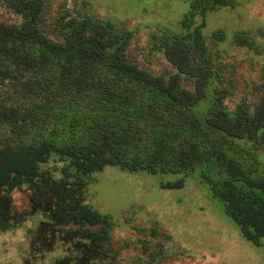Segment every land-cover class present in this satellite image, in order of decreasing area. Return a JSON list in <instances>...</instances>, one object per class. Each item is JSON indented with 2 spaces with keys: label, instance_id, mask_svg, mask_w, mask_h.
Instances as JSON below:
<instances>
[{
  "label": "trees",
  "instance_id": "trees-1",
  "mask_svg": "<svg viewBox=\"0 0 264 264\" xmlns=\"http://www.w3.org/2000/svg\"><path fill=\"white\" fill-rule=\"evenodd\" d=\"M0 1L21 16L19 24L0 22V231L21 223L10 192L26 183L32 213L46 219L35 248L51 249L45 235L56 227L59 240L71 242L76 253L52 264H99L109 257L113 222L84 201V175L104 166L182 174L161 184L177 189L184 175L199 169L243 238L261 244L264 172L253 150H264V90L252 111L246 104L228 110L230 91L212 86L216 72L201 31L205 22L195 24L209 10L233 7V0H188L181 31L160 40L175 69L168 75L129 61L131 33L116 31L110 21L64 16L57 41L42 29L45 0ZM212 37L224 40L221 31ZM233 41L256 47L241 31ZM183 77L193 79V89L182 85ZM207 98L210 106L198 113ZM51 154L68 160L63 177L40 168Z\"/></svg>",
  "mask_w": 264,
  "mask_h": 264
},
{
  "label": "rangeland",
  "instance_id": "rangeland-1",
  "mask_svg": "<svg viewBox=\"0 0 264 264\" xmlns=\"http://www.w3.org/2000/svg\"><path fill=\"white\" fill-rule=\"evenodd\" d=\"M233 1V7L197 16L195 24L205 22L201 31L216 72L212 86L230 91L224 99L227 109L246 104L252 111L264 90V0ZM187 8L188 0H45L42 29L61 41L57 28L64 16L110 21L116 31L131 33L126 46L129 61L154 75H168L175 69L160 50V40L181 31L179 21ZM0 22L19 24L21 16L0 1ZM214 31H221L224 40H215ZM240 31L253 39L255 49L234 43L233 36ZM181 83L193 89V79L183 77ZM209 106L207 98L195 110L201 113ZM245 147L252 149L250 144ZM253 151L255 165L264 172V150ZM67 164V159L51 154L40 168L60 178ZM198 173L199 169L184 175V184L177 189L161 184L182 174L104 166L84 175V201L113 222L109 257L99 264H264V238L260 245L244 239ZM29 193L26 183L10 192L13 213L23 219L13 229L0 231V264H52L76 253L71 242L59 240L56 227L54 234L45 235L53 247L48 250L41 242L35 248L33 239L46 219L41 212L32 213Z\"/></svg>",
  "mask_w": 264,
  "mask_h": 264
}]
</instances>
